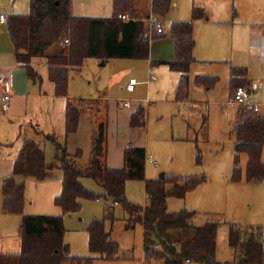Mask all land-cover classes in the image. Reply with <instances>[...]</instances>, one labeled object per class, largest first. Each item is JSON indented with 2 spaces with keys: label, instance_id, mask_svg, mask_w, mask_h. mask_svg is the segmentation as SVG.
Listing matches in <instances>:
<instances>
[{
  "label": "trees",
  "instance_id": "16d2710c",
  "mask_svg": "<svg viewBox=\"0 0 264 264\" xmlns=\"http://www.w3.org/2000/svg\"><path fill=\"white\" fill-rule=\"evenodd\" d=\"M135 0H113V14L110 17L77 16L72 11V0H30L28 13H14L7 17L6 29L13 45L16 59L28 78L39 77L31 64L35 56L47 58L49 78L55 84L57 95H67L69 71L81 70L87 58L150 59V45L155 39L163 38L166 32L153 31L152 39L144 38L147 28L145 18H140L135 10ZM172 0H152V13L164 15L171 11ZM129 15L124 20L120 15ZM206 17L203 8L194 6L192 20L174 21L170 35L174 40L175 59L164 62L173 71L181 73L177 86V97L183 99L188 94L189 71L196 61L194 57L195 38L193 21ZM138 18V19H133ZM68 41V42H66ZM54 44V53L48 49ZM230 88L232 98L239 86L246 82L238 76L246 74L244 67L231 66ZM195 82L206 88L214 87L218 77L197 75ZM82 98H69L65 107V137L78 131L81 120ZM240 122L236 125L234 147V167L231 179L240 181L264 180V115L239 109ZM147 117L145 108L139 106L130 116V126L145 128ZM107 124L101 122L97 129V139L92 158L87 168L77 167L69 159L66 146H60L56 134L43 133L46 141L52 142L57 152L52 161H47L45 150L30 137H25L14 161L13 175L2 183V205L6 213L22 216L18 229L21 251L0 252V264H92V256L71 254L70 245L65 240L64 215L80 212L81 200L104 198L106 216H110V204H119L130 215L131 221L144 228V257L148 261L162 260L163 264H218L217 235L219 223L207 221L202 225L192 222L196 211L182 209L168 212L167 198H184L188 192L196 190L205 178L175 177L146 180L148 205H136L126 197V183L130 179H145L146 151L144 147L129 146L124 151V165L110 168L105 164L107 157ZM61 150V151H59ZM247 154L246 174L243 177L240 161ZM62 154V155H60ZM81 149L77 155L81 156ZM200 162V157H198ZM63 171L62 191L54 198V203L62 210L60 215L25 214V185L15 176L34 177L43 180L50 177L54 169ZM84 178H91L102 188L96 193L85 187ZM89 248L99 258L113 259L118 252V243L110 237L103 221L93 219L88 225ZM229 244L234 249L235 260L239 264H264V227L249 226L229 229Z\"/></svg>",
  "mask_w": 264,
  "mask_h": 264
},
{
  "label": "rangeland",
  "instance_id": "374dc122",
  "mask_svg": "<svg viewBox=\"0 0 264 264\" xmlns=\"http://www.w3.org/2000/svg\"><path fill=\"white\" fill-rule=\"evenodd\" d=\"M178 7L172 9L166 18V27L170 26L173 17L189 15L192 17L193 0H175ZM30 0H0V14L28 13ZM200 20V19H199ZM194 22L195 51L203 48L207 30L199 28ZM8 42L6 22L0 23V43ZM199 47H198V46ZM197 46V47H196ZM58 44H54L48 53H54ZM105 61V63H104ZM148 67L143 71L139 64ZM135 64V65H133ZM206 69L213 68L211 63L204 64ZM167 69V67H164ZM124 70V73L122 74ZM157 80L148 84L150 67L148 59L123 58H87L81 70L72 69L69 74V96L67 98H85L80 130L65 137V107L68 99L59 97L54 108H50L49 101L39 103L34 97L26 100L24 95H18L8 111L2 108L0 112V142L14 143L12 147H0V154L6 159L9 153H15L22 146L25 137L34 138L46 152L47 161H52L57 152L55 145L44 139L41 131L35 132V119L41 121L42 127L51 126L55 132L60 146H66L69 159L77 167L85 169L92 158L93 147L97 139V121L102 120L109 105V118L111 134L125 138L127 141H136L149 149L148 157L157 161L158 166L147 159L145 179H157L161 174L175 177H195L205 181L194 191L188 192L184 198L169 196L167 198L168 212H178L182 209L196 211L192 222L202 225L207 221L219 223L217 235L218 264H239L235 260L234 249L229 244L230 225L242 228L256 225L258 218L255 214L262 208L264 183H248L245 178L240 181L231 179L234 167V147L236 142V125L240 122L238 107L229 104L228 92L224 90H207L198 87L194 82L192 72L190 77L187 99H176V84L172 77H163L160 69H154ZM134 75L140 82L133 93H128L122 85L126 84L130 76ZM203 75V74H201ZM50 80V79H49ZM41 82H31L30 91H38ZM25 94V88L16 90ZM106 96L107 100H99ZM13 98V97H12ZM91 99V100H89ZM22 100V101H21ZM146 100L149 101L146 102ZM52 101V100H51ZM129 101L133 109L142 106L145 108L146 128H131L120 124L115 126V110L123 112L129 109L123 106ZM142 103L140 104V102ZM59 106V107H58ZM132 114V111H130ZM129 115L131 116V114ZM264 115V109L261 111ZM37 117V118H36ZM107 117H105L106 120ZM102 120V121H105ZM20 122V123H19ZM133 129L135 130L133 133ZM38 130V129H37ZM142 130V131H139ZM81 149V156L77 150ZM61 151V150H59ZM62 155V154H60ZM200 157V162H198ZM2 159V160H3ZM248 157L246 153L241 156V169L243 177L246 174ZM153 168L156 170L154 172ZM63 171L54 169L52 175L43 180L34 177L23 178L17 176V181H24L25 198L29 211L25 214L60 215L62 210L54 203V198L48 199V205L42 204V197L49 196L53 187H61ZM145 179H130L126 183V197L136 205L147 206L148 197L145 188ZM49 184L50 187L38 188V184ZM85 187L96 193H102V188L91 178L82 179ZM44 190V191H43ZM62 191V189L60 190ZM259 192V193H258ZM60 193V192H59ZM253 196H257L253 200ZM41 200V201H40ZM80 212H71L64 215L65 240L70 245L71 254L76 256H92V264H163L162 260L148 261L144 257V228L140 223L134 224L130 215L119 204H110V216H106V201L104 198L80 201ZM243 207V208H242ZM0 211V251L20 252L19 226L22 216L6 213L1 205ZM98 219L104 222L105 229L110 237L118 243L116 258H99L89 248L88 225L91 220Z\"/></svg>",
  "mask_w": 264,
  "mask_h": 264
},
{
  "label": "crops",
  "instance_id": "0c3cea01",
  "mask_svg": "<svg viewBox=\"0 0 264 264\" xmlns=\"http://www.w3.org/2000/svg\"><path fill=\"white\" fill-rule=\"evenodd\" d=\"M172 1H173L172 9L178 7L179 2L175 0ZM134 6L137 15L140 18H148L152 14L151 12L152 0H135ZM194 6L203 8L206 12V17L200 20L199 19L194 20L193 25L195 21H199L197 23L198 27L205 28L207 30V35L205 38L206 42L203 48L196 51L194 50V57L196 61L191 66V69L189 71V78L191 77L192 72L194 73L193 75H195L193 77L194 82H195V77L197 75L203 74L209 76H216L218 77V82L212 88H206L204 85L198 84L196 82L195 83L198 85V87H203L207 90L217 91L221 89L224 90L225 92H228V94H231V88H230L231 66L244 67L246 70V74L239 75L238 78L246 82L245 86H249L251 88L252 90L251 102L259 104L260 107L259 114H260L261 111L264 109V0H193L192 9ZM72 11L73 14L77 16L110 17L113 14V0H72ZM168 14L169 13L164 15H155L156 18L163 24V28L167 34L165 37L155 39L151 42L150 59L148 60L151 73H149L150 75L149 78H147V80L150 79V76H155L156 79H150V82H148V84L157 80V76L153 72L154 69H160V74L163 77L170 76L175 81L178 82L181 77L180 72L171 70L169 66L166 64L152 63V62H164L175 59L174 40L170 35L171 24L174 21L192 20V17L191 19H189L190 18L189 15L173 17L175 19H171L170 26L167 28L166 18ZM1 15H4L7 21V15H5L4 13H1L0 16ZM6 21L3 22L0 20V23L2 24L5 23ZM8 39H9V35H8ZM195 45H196V41H195ZM208 63H211V65L213 64L212 66L213 68H211L210 70L206 69L205 66H202ZM31 64L33 68L36 70L37 74L39 75V77L35 80L29 79L25 69L21 67L20 64L18 63L10 39L8 40V42L4 41V39L2 40V42L0 43V76L3 79L9 81L11 84L13 103L14 101L16 102L17 99L15 100V98L18 95H24L26 97V100H28L31 97H34L38 100L40 104L44 103L45 100H47L49 101L48 103L50 105V108H54L56 105V99H58L59 97L67 98L69 96L68 88H67V95H57L55 93V84L49 78V67L46 57L35 56L32 58ZM139 66L143 71H146L148 68L145 67V65L142 63L139 64ZM164 67H167L168 70H166V68ZM123 73L124 70L122 74ZM134 77H135L134 75H131L129 80ZM38 80H40L41 82L40 89L37 91L36 88H34V91H30L29 87L31 86V82H34L36 84ZM129 80L126 82L125 86L123 84L122 87L128 93H133L136 91L137 89L136 87L139 83L135 86V90L133 92H130L126 88L127 84L129 83ZM178 82L176 84V89H175L176 99L178 101L183 102L184 100L187 99V96L183 99L177 97ZM69 83L70 80L68 79V87H69ZM255 85H258V87L255 88L254 87ZM18 88H25L26 93L19 94L18 92H16ZM5 91H6V86L5 84L1 83L0 112L3 111L1 110V101H2L1 94L4 93ZM82 99H83L82 105L84 106V104L88 100H86L85 98ZM99 100H107V99L106 96H104V97H99ZM138 102H140V104L142 103V101H138ZM146 102L149 103L148 100H146ZM229 104L235 105L233 102H231L230 96H229ZM123 106L128 108L132 112L136 110L134 106L133 109H131L132 106L131 107L125 106V101L123 103ZM237 107L239 111L240 107L239 106ZM81 110H82L81 113V119H82L84 107H81ZM125 113L127 117L122 119L120 115V109L115 110L116 128H119L120 124L125 125V119L127 122L126 128L128 129L131 128L129 127L130 115L128 112H123L122 114L124 117H125ZM105 117H107L106 120ZM102 120H105L107 124V129H106L107 157L105 164L108 167L110 168L122 167L124 165V151L129 146L144 147L146 151V162L148 159L151 162H153L155 166H158L157 161H155L152 158V155L151 157H148L149 149H147L146 146H143L137 143L136 141H127L125 138L116 137L115 135L111 134L112 121L109 118L108 104H106V109L104 112V116L102 117ZM102 120L97 121L98 127L100 123L103 122ZM34 121L36 122V128L38 129L35 130L36 134L37 131H41L43 133H53L52 132L53 129H51L52 128L51 126L47 125L45 128L42 127L41 121L39 119L37 120L35 119ZM80 127H81V121H80ZM134 131L135 130L133 129V133ZM13 144L14 143L4 144L0 142V147L1 146L12 147ZM21 147H18L15 153H9L6 159H3L5 157L2 154H0V211L2 209L1 205L3 199L2 183L7 177L13 175L14 161ZM155 170L156 169L153 168L152 172H154ZM145 171H146V164H145ZM146 180L148 179H145V183H144L145 188H146ZM248 183L261 184L264 183V180L249 181ZM38 185L39 186L37 189H40V192L43 186L49 187L48 186L49 184H42L41 182H39ZM50 189H51L50 195L46 197H42V201L40 200L42 204L48 205V199L44 201L46 198L53 199L57 195H59L61 193L60 190L62 189V184L61 187L58 186L57 188L53 187ZM259 194H262L263 204H262V208L255 214L256 216H258V218L254 221L257 224L253 226L264 227V191L262 190L261 193ZM252 198L253 200H256L258 197L253 196ZM25 211L27 213H32L29 211L27 206H25ZM235 226L237 228H242L238 225ZM11 253H16V252H11Z\"/></svg>",
  "mask_w": 264,
  "mask_h": 264
},
{
  "label": "built area",
  "instance_id": "2783aa9c",
  "mask_svg": "<svg viewBox=\"0 0 264 264\" xmlns=\"http://www.w3.org/2000/svg\"><path fill=\"white\" fill-rule=\"evenodd\" d=\"M120 17L124 20H130L132 19L129 15H120ZM138 19V18H133ZM1 21H6V17L4 15L0 16ZM147 28L144 32V38L146 39H152V33L153 31H156L158 33L165 32L163 28V24L156 18V16L152 13L148 18L144 19ZM68 42V41H66ZM150 79H156L155 76H150ZM150 79H148L146 82H150ZM3 83L6 86V91L1 94V100H2V108L3 110H8L10 108L11 100H12V92H11V84L9 81L3 79L0 76V84ZM139 83V81L134 77L129 80V83L127 84V90L130 92H133L135 90V86ZM255 88L258 87V85L254 86ZM251 88L249 86H239L236 91L234 92L231 102H233L235 105L247 109V110H253L256 113H259L260 107L259 104L251 102ZM125 106L131 107V103L129 101L125 102ZM152 160V158H151Z\"/></svg>",
  "mask_w": 264,
  "mask_h": 264
},
{
  "label": "water",
  "instance_id": "95a60500",
  "mask_svg": "<svg viewBox=\"0 0 264 264\" xmlns=\"http://www.w3.org/2000/svg\"><path fill=\"white\" fill-rule=\"evenodd\" d=\"M160 178H165V174L164 173L161 174Z\"/></svg>",
  "mask_w": 264,
  "mask_h": 264
}]
</instances>
